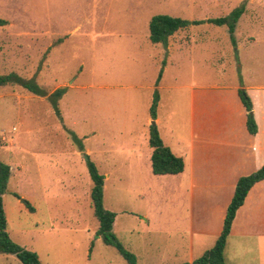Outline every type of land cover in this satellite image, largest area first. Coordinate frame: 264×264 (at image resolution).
<instances>
[{
  "label": "rangeland",
  "instance_id": "rangeland-1",
  "mask_svg": "<svg viewBox=\"0 0 264 264\" xmlns=\"http://www.w3.org/2000/svg\"><path fill=\"white\" fill-rule=\"evenodd\" d=\"M238 6L243 11L235 22L234 43L225 24L208 21L189 24L168 36L169 44L176 39L191 41L190 47L181 48L186 56L185 65L178 71L180 81H188L190 74L185 70L189 71L196 57V61L204 60L215 77L217 70L211 65L217 58L216 47L219 51L224 48L233 59L239 53L245 72L263 80L264 0H0V18L7 20L0 26V74L15 72L34 78L47 93L65 86L57 100L61 119L47 96L16 84L0 86V163L10 167L2 201L14 241L37 251L42 264H129L113 245L95 235L98 220L83 205L70 204L69 212L84 216L76 220V230L58 232L55 228L52 234L40 230L47 224L46 211L41 205L36 210L29 201L34 202L38 189L35 179L40 173L55 178L65 174L59 169L63 156L57 159L53 154L44 155V163L35 167L42 150L76 152L70 155L86 181L83 188L88 190L92 185L78 142L64 128L66 125L75 132L84 150H94L89 155L104 175V206L117 214L113 231L136 256V264L189 261L183 251V238L178 246L175 234L154 230L159 216L155 196L150 193L143 200H129L141 187H156L157 183L145 175L138 176L136 164H130L127 157V163H115V151L133 135L134 126L149 117L153 98L160 93L150 86H154L176 47L173 44L168 52L167 45L151 42L150 19L168 14L190 21L205 20L224 16ZM240 70L242 67L235 72ZM170 75L174 76L173 71ZM182 92L183 89L162 90L164 108L176 105L184 113ZM120 190L127 201L124 205L118 198ZM14 193L22 200H17ZM124 206H133L135 212L122 213ZM144 210L149 222L142 219ZM148 223L153 229H145ZM42 233L59 242L46 245ZM0 264L22 263L14 254L0 253Z\"/></svg>",
  "mask_w": 264,
  "mask_h": 264
},
{
  "label": "crops",
  "instance_id": "crops-1",
  "mask_svg": "<svg viewBox=\"0 0 264 264\" xmlns=\"http://www.w3.org/2000/svg\"><path fill=\"white\" fill-rule=\"evenodd\" d=\"M169 43L168 41L166 46L168 52L173 44L176 45L174 54L163 64L158 82L156 83V77L154 86H150L160 92L156 116L152 119L149 115L144 123L134 126L131 130L133 135L119 147L118 152L116 149L114 161L119 165L127 163V157L130 164L133 162L136 164L138 176L145 175L157 183L156 187L149 185L141 187L132 193L134 196L131 195L129 200L133 202L149 197L150 193L154 195L159 211L154 230L175 234L178 246L184 244L183 251L189 255L188 260L192 261L210 248L220 235L237 179L264 165V79L250 76L245 72L243 57L239 53L236 59H233L224 48L219 51L216 47L217 58L213 59L211 65L217 70L216 76L214 77L204 60L199 58V61H196V57L195 61L190 63L189 71L185 70L186 74H190L188 81L181 82L178 71L185 65L183 62L186 56L182 49L190 47L191 41L176 39L173 44ZM239 47L240 44H237V51ZM225 56L228 59H225ZM238 67H242V70L235 72ZM172 71L174 76L170 75ZM166 76L169 79L166 80ZM239 87L245 89L252 103L257 128L254 133H251L246 125V108L238 94ZM172 89H183L181 94L186 105L184 113H180L176 105L164 108L161 91ZM152 120L164 145L168 146L173 154L182 158L184 167L181 172L175 174L152 172L150 157L153 148L148 142L149 125L152 124ZM122 150H126V155ZM53 151L47 148L42 150L39 160L35 161V167L38 168L44 163V155L53 154L57 159L63 156L60 158L62 163L59 169L65 174L57 175L56 178L50 177L47 173L38 174L35 179L38 189L34 202L29 200L36 210H39L38 205H41L46 211L44 218L47 224L41 225L40 230H45L47 234L54 233L55 228H58V232L76 230V220L83 219L84 216L80 212L78 214L69 212L72 202L77 206L83 205V209L88 213L91 210L93 213L90 199L92 185H89L88 190L87 187L83 188L86 181L82 177V172L73 164L71 157L77 153ZM85 152L92 154L94 150L85 148ZM120 178H123V174ZM118 196L124 205L127 201H124L122 190L118 191ZM3 207L5 209V205ZM133 209V206H124L121 212L133 214L135 212ZM147 213V210H144L142 219L149 222ZM115 218L113 228L116 225ZM59 224L66 226L57 227ZM8 225L7 218V230L14 239ZM148 228H151L149 223L145 229ZM85 232L88 239L90 229ZM42 236H45L43 239H46V245H57L59 242L54 236L48 238V235L43 233ZM96 236L101 238L99 235ZM263 249L264 178L251 186L243 203L235 212L224 248L226 264H264V254H260Z\"/></svg>",
  "mask_w": 264,
  "mask_h": 264
},
{
  "label": "trees",
  "instance_id": "trees-1",
  "mask_svg": "<svg viewBox=\"0 0 264 264\" xmlns=\"http://www.w3.org/2000/svg\"><path fill=\"white\" fill-rule=\"evenodd\" d=\"M242 11L243 7L238 6L224 16L207 18L205 20L191 21L175 16H170L168 14H157L154 15L149 21V39L153 43H161L162 45L166 46L168 42V36L179 30L180 28H184L192 23H201L203 21H208L218 25L225 24L230 34L231 41L232 43H234L233 31L235 28V22ZM6 23V19L0 18V26L5 25ZM160 76L161 71L157 76L156 83L158 82ZM10 84L19 85L39 96H47L48 100L51 102L55 114L60 119L62 118L57 100L64 93L65 86L57 87L50 93H47L45 89L35 81L34 78H24L15 72L0 74V86ZM238 94L246 108L247 128L251 133H254L257 128L253 118L251 100L245 89L242 87H239ZM158 98V95H155L150 106V116L152 119H154L156 116ZM63 126L67 131L70 132L73 140L78 142V148L84 157L90 178L92 180L90 199L93 208V214L97 218L99 224L96 235H99L101 237V240L105 244L113 245L121 254V256L127 261V263L136 264V256L122 244V242L116 237L112 229L115 212L107 209L103 203L104 175L99 172L95 162L90 158V155L85 152L84 146L81 144V141L77 137L75 132L68 128L66 125ZM148 142L153 148L150 157L153 173L175 174L183 170L184 162L182 158L173 154L170 148L164 145L155 124L149 125ZM9 173V165L6 163H0V253L14 254L22 264H42L38 254L35 251L17 243L10 237L8 233L7 218L3 207L2 195L7 190V180ZM263 178L264 165L259 167L254 172L248 175H242L237 179L233 196L226 209V214L223 220V226L220 235L216 238L214 244L210 248L206 249L201 255H199L192 261H185L181 264H226L224 257V248L235 212L243 203L244 198L251 186L255 182ZM14 195L17 198H20L18 193H14ZM23 201L27 204V206H31L28 201H25V199Z\"/></svg>",
  "mask_w": 264,
  "mask_h": 264
},
{
  "label": "water",
  "instance_id": "water-1",
  "mask_svg": "<svg viewBox=\"0 0 264 264\" xmlns=\"http://www.w3.org/2000/svg\"><path fill=\"white\" fill-rule=\"evenodd\" d=\"M151 123L153 124V123H154V121L152 120V121H151Z\"/></svg>",
  "mask_w": 264,
  "mask_h": 264
}]
</instances>
